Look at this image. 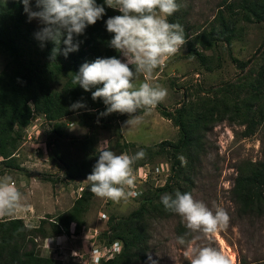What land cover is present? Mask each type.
<instances>
[{"label": "trees", "instance_id": "16d2710c", "mask_svg": "<svg viewBox=\"0 0 264 264\" xmlns=\"http://www.w3.org/2000/svg\"><path fill=\"white\" fill-rule=\"evenodd\" d=\"M32 3L34 6V0ZM97 3L103 4L104 0H97ZM104 6V17L88 26L85 33L77 38L81 41L79 50L69 53L67 58L59 54L52 61L50 55L54 44L49 41L43 48L40 47L34 36L39 25L36 20L28 21L20 0H0V52L6 58L0 69V161L6 168H18L15 153L22 142L24 130L36 114L51 125L47 140L49 159L64 172L69 182L86 180L92 171L100 151L97 144L101 130L116 131V140L106 146L108 149L127 154L138 151L135 143L123 140L119 127V122L127 118V114L112 113L99 117L98 114L106 107L103 101H94L91 91L72 84L74 73L85 61L92 62L97 57H120L115 49L107 45L113 34L107 32L105 25L108 17L119 12ZM182 19L180 11L168 17L172 23L181 24ZM241 23H264V0H221L208 27L195 32L193 40L205 50L218 43L230 46L232 41L242 37ZM189 30L190 26L184 27L186 40L190 36ZM261 47L256 51H262ZM191 53L206 62L207 58L194 46ZM261 54L263 64L260 69L256 74L244 77L241 83H225L189 95L184 91V99L173 110L157 105L161 115L177 128V140H162L157 148L143 147L146 157L133 167L136 170L152 161L155 155L167 154L172 160L171 174L163 186L147 187L139 198L138 207L129 214L109 216L107 227L100 231L96 241L106 246L120 241L122 247L120 252L103 259L101 264L148 263L152 222L175 215L164 209L160 197L165 193L174 195L177 190L191 193L202 157L206 155L207 134L215 124L227 121L230 125H242V137L261 130L264 141V50ZM252 60L234 58L241 71ZM77 101L84 103L86 108L70 110L69 105ZM144 112L139 110L136 115ZM71 115L76 116L79 126L87 129L82 137H69L66 131V123L62 119ZM262 153L260 160H243L236 166L231 199L237 204L240 214L264 216V148ZM179 155L186 158L185 166L178 159ZM81 188L70 208L48 216V219L41 218L37 227L25 228L24 220L13 216L7 218V222H0V264H64L60 258L39 253L35 239L38 236L45 238L80 233L95 197L89 190L88 181ZM45 223L49 224V232L44 228ZM21 228L24 230L18 231ZM184 230L181 225L179 234ZM239 264H264V261Z\"/></svg>", "mask_w": 264, "mask_h": 264}, {"label": "rangeland", "instance_id": "374dc122", "mask_svg": "<svg viewBox=\"0 0 264 264\" xmlns=\"http://www.w3.org/2000/svg\"><path fill=\"white\" fill-rule=\"evenodd\" d=\"M178 1L182 5L179 10L183 16L181 25L190 26V36L180 51L166 58L164 67L157 69L152 78V83L168 90L166 99L159 103L168 110L179 105L176 104L184 99V91L189 95L225 83H241L247 75L256 74L263 64L264 23H241L243 34L240 39L232 41L230 46L218 43L212 49L205 50L195 43L194 34L208 27L221 0ZM260 45L262 51L257 52ZM192 46L207 58L205 63L191 53ZM234 58L253 60L241 71ZM5 61V56L0 52V69ZM143 80V76H139L134 83L139 84ZM137 116L140 123L124 124L127 117L119 122V127L123 140L135 143L138 151L143 147L157 148L162 140H177V128L161 115L158 107ZM62 120L66 123L69 137L79 138L86 134L87 129L76 123L75 115ZM50 130L51 125L41 115H34L15 153L18 168H6L0 161V176L11 175L26 200V207L18 210L13 217L22 218L26 225L32 227H37L41 218L48 219V216L70 208L78 194L77 188L87 184L86 180L67 181L64 172L51 162L50 147L47 146ZM242 130V125L222 121L208 132L206 155L202 157L191 190L194 198L204 201L210 208L214 209L217 204L223 206L229 213L230 222L226 230L212 237L193 234L189 239L196 247L209 245L217 248L230 259L231 264L264 261V216L240 214L237 204L231 199L236 166L243 160H260L264 148L261 130L249 137L240 136ZM115 132V129L101 130L97 147L102 149L109 143L113 144ZM114 152L117 153L116 150ZM171 164L172 160L167 154H158L152 161L134 169L136 190L142 193L147 187L163 186L171 174ZM140 196L119 203L95 196L85 215V225L78 235L38 236L35 239L37 250L42 255L60 258L64 264H101L90 261L89 248L100 247L96 238L107 227L109 216H126L138 207ZM181 225L184 226V223L178 214L152 222L147 264H189L184 255L186 249L176 243ZM44 228L46 232L50 231L48 223L44 224ZM186 231L185 228L184 233Z\"/></svg>", "mask_w": 264, "mask_h": 264}, {"label": "clouds", "instance_id": "9594fccd", "mask_svg": "<svg viewBox=\"0 0 264 264\" xmlns=\"http://www.w3.org/2000/svg\"><path fill=\"white\" fill-rule=\"evenodd\" d=\"M20 2L28 21L36 20L39 25L34 36L40 47L49 41L54 44L50 55L52 61L59 54L67 58L69 53L79 50L81 41L77 38L88 26L104 17V5L119 12L108 17L105 25L107 32L113 34L107 45L115 49L120 58L97 57L92 62L85 61L72 77L74 86L91 91L94 101H103L106 107L99 117L127 114L124 124H138L140 120L136 114L139 110L150 112L166 99L168 90L152 83V78L157 69L164 67L166 58L174 56L187 43L184 27L168 20L182 7L177 0H104L103 4H98L97 0H34V6L32 0ZM139 76H143V82L134 83ZM81 108L86 105L80 101L69 105L70 110ZM145 157L143 149L135 154H117L107 147L100 149L98 159L86 177L89 190L96 197L115 203L142 195L136 190L133 166ZM178 159L182 166L186 165L184 156L179 155ZM81 189L79 187L77 192ZM160 202L166 211L178 214L187 229L176 237V243L186 249L184 255L189 264H231L217 248L196 247L189 239L193 234L212 237L226 230L230 216L223 206L217 204L214 209L210 208L190 192L179 190L174 195L163 194ZM24 207L25 196L16 180L11 175L0 176V222H7V218ZM29 227L25 225V228Z\"/></svg>", "mask_w": 264, "mask_h": 264}, {"label": "built area", "instance_id": "2783aa9c", "mask_svg": "<svg viewBox=\"0 0 264 264\" xmlns=\"http://www.w3.org/2000/svg\"><path fill=\"white\" fill-rule=\"evenodd\" d=\"M122 245L119 241H114L111 245H100L99 248H89L90 250V261L92 263L101 262L103 259L106 260L113 257L116 253L120 252Z\"/></svg>", "mask_w": 264, "mask_h": 264}]
</instances>
